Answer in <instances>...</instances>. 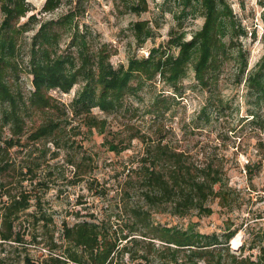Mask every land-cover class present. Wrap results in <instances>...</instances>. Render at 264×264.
I'll list each match as a JSON object with an SVG mask.
<instances>
[{
  "label": "rangeland",
  "instance_id": "obj_1",
  "mask_svg": "<svg viewBox=\"0 0 264 264\" xmlns=\"http://www.w3.org/2000/svg\"><path fill=\"white\" fill-rule=\"evenodd\" d=\"M29 2L28 15L36 13L37 21L32 30L22 35L23 55L42 21L73 9L77 13L75 20L89 32L91 42L95 46L108 44L113 50L111 62L115 66L127 64L132 54L147 56L152 47L178 52L177 46L168 44L170 37L184 34L190 39L205 20L200 8H183L182 0H147L141 12L124 0H62L49 12L43 8L45 0ZM226 2L236 27L243 33L231 38L232 28L226 30L227 50L211 70L208 87L198 83L193 64L176 85L160 76L146 80L134 94L125 97L117 110L107 113L93 108L94 113L106 119L103 132L89 128L81 114L68 109L83 85L81 81L67 92L50 89L61 104L58 115L65 125L60 146L50 138L31 140L27 132L22 144L9 150L16 169L0 174V182L7 179L9 188L31 190L33 198L28 211L52 218L48 228L43 226L47 231L45 238L37 234L38 239L27 246L33 257L48 251L49 234L60 239L65 223L85 218L119 235L129 233L130 237L140 238L147 237L141 234L149 231L147 226L141 231L133 227L142 223L192 226L220 235L232 229V249L254 259L264 253V88L252 86L247 79L264 54V0ZM3 18L0 8V24ZM138 20L147 21L151 29L142 45L134 34ZM69 41V32L63 33L60 51H67ZM32 77L27 70L21 72L19 83L27 95L33 89ZM28 123L32 125V121ZM152 140L167 142L183 151L194 164H211L219 170L223 182L216 188L222 190V195L206 201L211 212L191 208L179 214L172 212L168 204L151 207L146 202L138 167L147 143ZM111 142L118 143L119 150L112 149ZM6 187L0 184V201L6 197ZM138 208L145 210L146 216L139 223L134 215ZM44 221L38 222L35 233ZM129 247V251L116 256L115 264H148L138 256L142 253L140 244L129 242Z\"/></svg>",
  "mask_w": 264,
  "mask_h": 264
},
{
  "label": "trees",
  "instance_id": "obj_2",
  "mask_svg": "<svg viewBox=\"0 0 264 264\" xmlns=\"http://www.w3.org/2000/svg\"><path fill=\"white\" fill-rule=\"evenodd\" d=\"M124 1L130 2V7L137 12L147 6V0ZM182 2L183 8H200L205 20L190 39L184 34L170 37L168 44L177 46L178 52L162 46L152 47L147 56L132 54L127 64L115 66L111 62L113 50L108 44L95 46L91 42L89 32L81 29L75 20L77 13L73 9L42 21L23 55L22 35L34 28L37 15H28L31 10L29 0H0L4 13L0 24V174L16 169L12 166L9 150L22 144V137L27 132L31 140L50 138L60 146L59 138L65 125L58 115L61 104L50 89L67 92L81 81L83 85L68 109L76 115L81 114L83 123L89 128L103 132L106 119L94 113L93 108L99 107L107 113L117 110L124 104L125 97L134 94L146 80L160 76L176 85L193 64L198 83L208 87L211 70L227 50L226 30L232 28L231 38L243 31L236 27L226 0ZM61 3L62 0H45L43 8L53 11ZM27 15L28 18L22 21ZM134 28L136 40L142 45L151 35V29L145 20L136 21ZM68 32V49L60 51L61 36ZM23 70L33 76V89L28 95L19 83ZM247 79L252 86L264 88V54ZM35 114L38 117L34 119ZM110 147L120 148L118 143L112 142ZM19 172L22 174L23 168ZM138 172L144 186V198L151 207L168 204L172 212L179 214H185L191 208L211 212L206 201L222 195V190L216 188L223 182L218 169L211 164H194L183 151L160 140L147 143ZM21 180L18 181L21 183ZM8 183L7 179L0 182L4 187ZM13 188L7 186L6 197L0 201V264L22 261L24 264H115L119 253L130 250L129 242L140 244L142 253L138 256L148 264H264V253L254 259L230 247L229 239L235 234L232 229L220 235L192 226L183 228L160 223L133 227V230L141 231L147 226L149 231L141 234L148 239L130 237L129 233L119 235L87 218L73 224L65 223L60 239L49 234L48 251L35 258L27 246L33 242L31 240H37L38 235L45 238L47 231L43 226L47 227L52 218L45 213L28 211L33 198L30 189ZM134 215L139 219L138 223L146 218L143 209H134ZM41 220L45 221L35 233Z\"/></svg>",
  "mask_w": 264,
  "mask_h": 264
}]
</instances>
